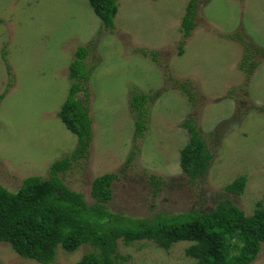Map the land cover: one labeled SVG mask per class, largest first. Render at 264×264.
Masks as SVG:
<instances>
[{
	"label": "rangeland",
	"instance_id": "374dc122",
	"mask_svg": "<svg viewBox=\"0 0 264 264\" xmlns=\"http://www.w3.org/2000/svg\"><path fill=\"white\" fill-rule=\"evenodd\" d=\"M189 2L119 0L115 26L106 27L89 0H0V95L11 82L0 104V185L17 191L28 176L46 178L55 160L75 150L78 136L58 112L75 51L89 45L94 136L89 155L73 162L64 181L91 204L93 180L118 173L108 206L130 217L212 210L222 196L251 215L264 198V0H196V27L186 36ZM143 49L156 51L158 61ZM245 52L260 63L250 77L240 68ZM174 80H189L196 99ZM134 91L150 96L140 137L130 106ZM186 119L212 154L205 176L194 182L180 167L190 137ZM152 174L162 180L157 194ZM242 175L244 192L226 193L224 186ZM190 244L165 250L120 240L118 251L132 264H196L185 253ZM90 249L60 247L52 264H77ZM0 264L42 263L0 242ZM251 264H264V244Z\"/></svg>",
	"mask_w": 264,
	"mask_h": 264
},
{
	"label": "trees",
	"instance_id": "16d2710c",
	"mask_svg": "<svg viewBox=\"0 0 264 264\" xmlns=\"http://www.w3.org/2000/svg\"><path fill=\"white\" fill-rule=\"evenodd\" d=\"M94 12L106 27L115 26L119 0H89ZM196 0H190L182 19L184 34L188 36L196 27ZM232 38V37H231ZM249 50V44L245 47ZM183 51H181L182 53ZM264 52V49L262 50ZM89 45H80L69 65L71 85L69 94L58 112L66 127L78 136L75 150L55 160L49 176H28L17 191L0 185V242L8 243L20 256L42 264H52L58 248L74 252L84 245L91 249L77 264H132L129 256L122 254L119 241H151L165 250L177 242L188 241L187 256L196 264H251L259 255L264 243V198L258 200L251 215L231 199L220 197L212 210H193L182 213L158 212L151 217H130L111 210L113 183L119 177L109 172L92 182L91 204L82 192L74 190L64 181V175L73 162L89 155L93 141V120L90 117V79L93 68L87 64ZM158 61L154 50L143 49ZM251 53H244L240 68L249 77L260 64ZM6 60V54L4 53ZM249 61V62H248ZM190 101L196 98L189 80H174ZM11 82L0 95V104L9 91ZM82 92V96L77 94ZM148 93L134 91L130 106L136 114L135 136L140 137L149 120ZM264 113V107H259ZM183 126L189 140L180 150V167L189 182L205 176L210 168L212 154L205 139L192 119ZM247 177L242 175L226 184V193L242 194ZM161 177L150 175V183L160 191Z\"/></svg>",
	"mask_w": 264,
	"mask_h": 264
},
{
	"label": "clouds",
	"instance_id": "9594fccd",
	"mask_svg": "<svg viewBox=\"0 0 264 264\" xmlns=\"http://www.w3.org/2000/svg\"><path fill=\"white\" fill-rule=\"evenodd\" d=\"M264 244V243H263Z\"/></svg>",
	"mask_w": 264,
	"mask_h": 264
}]
</instances>
